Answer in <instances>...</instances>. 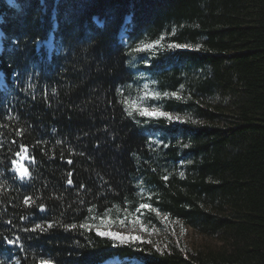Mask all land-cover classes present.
<instances>
[{"label":"trees","instance_id":"trees-1","mask_svg":"<svg viewBox=\"0 0 264 264\" xmlns=\"http://www.w3.org/2000/svg\"><path fill=\"white\" fill-rule=\"evenodd\" d=\"M0 29V264H264V0H0ZM159 216L213 243L93 229Z\"/></svg>","mask_w":264,"mask_h":264},{"label":"rangeland","instance_id":"rangeland-1","mask_svg":"<svg viewBox=\"0 0 264 264\" xmlns=\"http://www.w3.org/2000/svg\"><path fill=\"white\" fill-rule=\"evenodd\" d=\"M2 31L0 29V49L2 46ZM47 37V39L38 42V48H45V50L50 53L55 49L54 39ZM3 73L0 72V86H4V77ZM147 110L150 113H161L158 109L142 107L141 110ZM20 170L23 171V166H19ZM160 221L157 224L148 225V223L144 222L143 219L139 217H135L130 219L129 221H123L118 224H114L109 221H105L102 224L93 226V229L96 232H105V233H118L120 236L125 237V239L121 240L119 238H114L111 235L104 236L115 239L119 242H131L134 240L127 239V237L131 236H139L141 240H149L158 248L162 247L167 242L173 241L176 243H180L184 246L188 247H200L204 244L213 243V240L206 238L202 234L195 231L193 228L189 226H183L182 223L177 220L170 219L164 216H159ZM128 262V259H120L119 257H113L108 259L102 264H125L124 262ZM133 264H141L140 261L136 259L130 260Z\"/></svg>","mask_w":264,"mask_h":264},{"label":"snow or ice","instance_id":"snow-or-ice-1","mask_svg":"<svg viewBox=\"0 0 264 264\" xmlns=\"http://www.w3.org/2000/svg\"><path fill=\"white\" fill-rule=\"evenodd\" d=\"M149 47H150V46H149ZM170 47H171V46H170ZM174 47L179 48V47H183V46H182V45H174ZM197 47H199V46H197ZM173 95H175V94H173ZM140 115H141V116H145V117H153V116H156L157 118L162 116V117L167 118L169 121H173L174 119H178V118H173V117L169 116L167 113H157V114L150 113V112H148L146 109L143 110V111H141V112H140ZM69 163H71V161H69ZM22 175H23V173H22ZM181 175H183V173H181ZM165 179H167V177H165ZM68 183H69V184H72V180L69 179V180H68ZM26 202H27V198H26ZM140 207H141V208H144V209H148V208L150 207V205L147 204V203H145V204H142ZM40 210H41V211H44L45 209H44L43 207H41ZM35 227H36L37 229H39V228H41V225H40V224H37ZM48 227L51 228L52 225L49 224ZM73 227H74V226H73ZM42 230H43V229H42ZM33 231H35V229H33ZM98 235H100V236H109V235H111V236L114 237V238H119V239H121V240L125 239V237L120 236L118 233H105V232H98ZM127 239L134 240V241H139V240H141V237H139V236H131V237H127ZM8 243L11 244V243H13V241L9 240Z\"/></svg>","mask_w":264,"mask_h":264},{"label":"bare ground","instance_id":"bare-ground-1","mask_svg":"<svg viewBox=\"0 0 264 264\" xmlns=\"http://www.w3.org/2000/svg\"><path fill=\"white\" fill-rule=\"evenodd\" d=\"M1 72V71H0ZM4 82H5V80H4Z\"/></svg>","mask_w":264,"mask_h":264}]
</instances>
